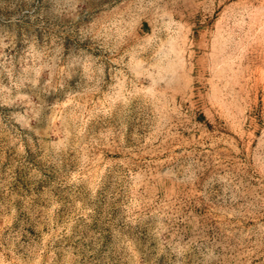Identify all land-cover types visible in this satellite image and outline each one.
<instances>
[{
    "label": "rangeland",
    "instance_id": "obj_1",
    "mask_svg": "<svg viewBox=\"0 0 264 264\" xmlns=\"http://www.w3.org/2000/svg\"><path fill=\"white\" fill-rule=\"evenodd\" d=\"M0 264H264V0H0Z\"/></svg>",
    "mask_w": 264,
    "mask_h": 264
}]
</instances>
